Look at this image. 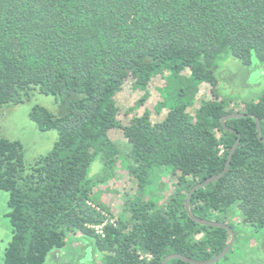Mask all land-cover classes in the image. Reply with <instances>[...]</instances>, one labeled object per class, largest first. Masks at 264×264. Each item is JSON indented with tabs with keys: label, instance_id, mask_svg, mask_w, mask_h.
I'll return each instance as SVG.
<instances>
[{
	"label": "trees",
	"instance_id": "trees-1",
	"mask_svg": "<svg viewBox=\"0 0 264 264\" xmlns=\"http://www.w3.org/2000/svg\"><path fill=\"white\" fill-rule=\"evenodd\" d=\"M230 60L243 74L238 86L227 79ZM263 65L264 0H0V116L37 95L53 96L58 108L32 106L37 128L58 135L32 162L21 141L0 135V191L8 194L12 229L3 264H46L78 234L103 254L102 264L215 258L231 234L192 219L186 199L224 170L239 139L228 128L241 134L229 171L194 192L191 211L228 224L236 241L231 219H241L261 236L264 259V142L254 117L222 123L255 115L264 138V91L244 98L257 85L247 74L254 68L263 80ZM157 77L165 85L153 111H165L163 119L153 122L146 109L122 125L117 97L127 81L144 93L141 106ZM222 84L231 86L228 94ZM203 85L211 99H199ZM114 129L122 130L127 152L110 138ZM96 161L105 167L101 177L91 175ZM119 164L137 194H125L116 225L100 234L91 226L103 218L88 203L100 199ZM162 173L175 183H160Z\"/></svg>",
	"mask_w": 264,
	"mask_h": 264
},
{
	"label": "rangeland",
	"instance_id": "rangeland-1",
	"mask_svg": "<svg viewBox=\"0 0 264 264\" xmlns=\"http://www.w3.org/2000/svg\"><path fill=\"white\" fill-rule=\"evenodd\" d=\"M230 74L227 77L235 86H238L243 79L242 71L238 68L233 60ZM234 62V63H233ZM225 68H227L225 66ZM264 72V65L262 66ZM252 73L247 74L253 80L254 87L247 88L244 98H253L259 92L264 91V79L261 74H253L254 68H251ZM264 76V75H263ZM251 80V81H252ZM165 82L162 78L157 77L150 84L151 97L143 105L138 106V101L142 98L143 92L134 91L132 89V80H128L123 91L118 95L117 101L120 107L119 120L122 125H127L135 116L142 115L146 109L152 111L153 122H159L163 119L166 112L157 115L153 109L156 101L160 100L158 88L164 86ZM230 85L222 84L221 89L223 94H228ZM244 93V92H243ZM199 99H211L210 86L203 85L199 94ZM39 104L50 108L52 111H58L56 101L53 96L37 95L31 102H25L21 105H11L4 108V112L0 116V135L9 139L19 140L25 145L26 160L32 162L39 155L48 154L57 140V133L41 132L30 119L32 106ZM110 138L120 144L123 153L128 151L126 140L123 132L120 129H114L109 133ZM104 164L96 161L91 169V175L101 177L104 175ZM114 177L101 184L103 194L100 199L94 201L93 207L102 216V224L117 223L119 216L124 206L125 194L134 196L137 194V183L133 181L131 176L126 171L117 165L113 172ZM160 183L170 182L175 183L176 178L169 176L166 173L160 175ZM99 186L94 190L97 191ZM8 209V194L0 191V264H3L4 250L12 237V229L10 220L7 217ZM235 222L238 232V240L236 241L232 252L228 258L223 260L221 264H243L246 260L254 258L255 261L247 264L264 263L263 253L261 249V236L253 227L245 225L241 219H231ZM94 226V225H92ZM91 226V227H92ZM97 226V225H96ZM93 228V227H92ZM101 230V228H97ZM103 254L98 252L93 246H89L88 241L81 235H70L67 238L66 246L57 251L56 255H50L46 264H102L101 258ZM259 260V261H257ZM255 262V263H254Z\"/></svg>",
	"mask_w": 264,
	"mask_h": 264
},
{
	"label": "water",
	"instance_id": "water-1",
	"mask_svg": "<svg viewBox=\"0 0 264 264\" xmlns=\"http://www.w3.org/2000/svg\"><path fill=\"white\" fill-rule=\"evenodd\" d=\"M249 116L254 117L256 119L258 137L260 138L261 141L264 142V138L261 135V123H260V119L258 117H256L255 115H252V114H249V115L248 114H233V115L225 116L223 118V120H222V123H223L224 126H226V121H228L230 119H239V118H244V117H249ZM228 130L236 132L238 134V138L239 139L236 142V144L234 145V147L231 149V151H230V153L228 155V160H227V163H226V166H225L224 170L220 174H218L217 176H215L213 178H210L208 180H205L203 182L198 183L197 185H195L190 190V192H189V194L187 196V199H186V210H187L189 216L192 219H194L196 222H198V223H200L202 225L219 227V228H224V229L228 230L230 232V234H231V241L229 242V244L227 245V247L218 256H216L215 258H213L211 260H207V261H197V260H194V259L185 257L184 255H181V254H170V255H168L163 260L162 264H168V262L170 260H173V259L183 260V261L188 262V263H191V264H216L219 261H221L231 251V249L233 248V246L235 244V241H236L237 236H236V232L234 231V229L231 226H229L226 223L214 222V221H205L203 219H200V218L196 217L192 213V211H191V205H190L191 198H192V195L194 194V192H196L199 189H202V188L206 187L207 185H210L212 183L217 182L225 174L228 173L229 168H230V165H231L232 158H233L235 152L237 151V149L239 148L240 142H241V134L240 133H238L235 130L229 129V128H228Z\"/></svg>",
	"mask_w": 264,
	"mask_h": 264
},
{
	"label": "built area",
	"instance_id": "built-area-1",
	"mask_svg": "<svg viewBox=\"0 0 264 264\" xmlns=\"http://www.w3.org/2000/svg\"><path fill=\"white\" fill-rule=\"evenodd\" d=\"M91 207H95V205L92 203V202H89L88 203ZM111 224H114V225H116V223L115 222H112ZM106 226V224H102V225H94V226H92L98 233H100V234H103V229H104V227ZM97 228L99 229V228H101V230H97ZM139 255H140V257H141V259L142 260H151V256L150 255H147V254H144V253H139Z\"/></svg>",
	"mask_w": 264,
	"mask_h": 264
}]
</instances>
